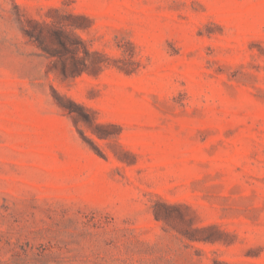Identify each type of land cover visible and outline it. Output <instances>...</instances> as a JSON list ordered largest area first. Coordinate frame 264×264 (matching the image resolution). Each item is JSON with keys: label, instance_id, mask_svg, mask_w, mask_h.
<instances>
[{"label": "rangeland", "instance_id": "obj_1", "mask_svg": "<svg viewBox=\"0 0 264 264\" xmlns=\"http://www.w3.org/2000/svg\"><path fill=\"white\" fill-rule=\"evenodd\" d=\"M0 264H264V0H0Z\"/></svg>", "mask_w": 264, "mask_h": 264}, {"label": "trees", "instance_id": "obj_2", "mask_svg": "<svg viewBox=\"0 0 264 264\" xmlns=\"http://www.w3.org/2000/svg\"><path fill=\"white\" fill-rule=\"evenodd\" d=\"M53 11L58 15L49 20L27 18L28 26L22 25L24 34L47 56L55 58L54 62L59 64L58 69L63 78L75 77L84 71L103 69L102 60L93 61L91 58L104 55L91 50L74 31L78 24L69 21V18H77L80 15L71 12L60 14L59 9ZM52 91L56 99H61L53 87ZM84 117L86 121H90V116L85 114Z\"/></svg>", "mask_w": 264, "mask_h": 264}]
</instances>
